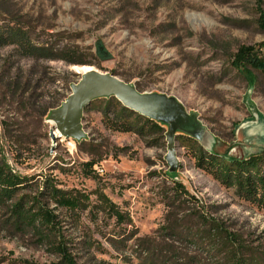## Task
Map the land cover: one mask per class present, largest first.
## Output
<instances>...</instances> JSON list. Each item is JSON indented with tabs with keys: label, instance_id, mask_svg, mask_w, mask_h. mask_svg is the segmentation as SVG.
<instances>
[{
	"label": "rangeland",
	"instance_id": "obj_1",
	"mask_svg": "<svg viewBox=\"0 0 264 264\" xmlns=\"http://www.w3.org/2000/svg\"><path fill=\"white\" fill-rule=\"evenodd\" d=\"M8 26L22 28L31 45L56 59L0 44V162L85 197L76 214L56 211L78 264H140V240L211 264L188 239L163 235L171 214L184 233H196L204 214L238 237L247 248L240 257L264 264V210L198 169L191 146L175 138L179 167L170 174L166 138L112 131L98 105L83 114L88 137L81 145L54 142L47 120L49 107L71 94L66 86L77 84L83 69L96 68L145 93L178 99L207 130L213 153L229 159L263 153L264 73L233 63L241 47L264 57V0H0V31ZM170 178L197 203L169 205ZM102 196L123 223L104 209ZM58 262L32 235L0 225V264Z\"/></svg>",
	"mask_w": 264,
	"mask_h": 264
},
{
	"label": "trees",
	"instance_id": "obj_2",
	"mask_svg": "<svg viewBox=\"0 0 264 264\" xmlns=\"http://www.w3.org/2000/svg\"><path fill=\"white\" fill-rule=\"evenodd\" d=\"M0 44H14L28 55L56 59L54 56L46 55L47 49L31 45L27 32L17 26L13 28L8 26L5 34L0 31ZM254 54L253 47H241L233 65L251 63L255 70L264 73V57L258 58ZM249 59L250 61L247 62ZM67 63L84 64V62L72 61ZM70 87L71 84L67 85L66 89L69 90ZM136 89L140 93L143 92L138 86ZM68 97L52 104L49 112L59 107ZM92 105L100 106L105 124L112 131L133 133L145 141H149L148 139L153 136L166 138L165 125L124 108L115 98L96 100L86 110ZM176 139L191 146L198 169L210 175L223 187L234 190L242 200L264 210V152L247 158L229 159L205 150L195 139L185 134L177 135ZM96 164L97 162L92 161L87 163L86 167L92 171ZM170 181L174 200L169 205H177L176 208H179L187 203H197L180 182L171 178ZM76 194L59 189L50 178L40 181L33 177L19 176L0 162V211H4V217L0 221L1 227L13 235H32L39 244L48 246L59 257L57 264H78L66 245L62 226L58 220L59 216L56 214L58 209H64L73 214L85 209L86 204L83 200L85 197ZM101 204L111 216L121 223L124 222V216L104 196L101 197ZM167 219L163 235L188 239L195 247L205 251L211 264H263L257 259L245 260L240 257V255H247L244 252L247 248L238 237L227 233L215 221H209L204 214L198 215L200 224L196 233L181 231L179 221L172 214ZM135 254L140 264H203L194 257L188 255L183 257L169 248H159L152 240H140Z\"/></svg>",
	"mask_w": 264,
	"mask_h": 264
},
{
	"label": "water",
	"instance_id": "obj_3",
	"mask_svg": "<svg viewBox=\"0 0 264 264\" xmlns=\"http://www.w3.org/2000/svg\"><path fill=\"white\" fill-rule=\"evenodd\" d=\"M70 88L69 97L59 107L52 109L47 117L53 125L50 137L54 142L61 138L71 139L77 143L86 140L88 135L82 124L86 108L96 100L115 98L124 108L167 127L166 161L170 174L175 173L179 167L175 152L177 135L185 134L198 140L205 150L212 152L207 145L211 143L209 134L197 115L189 113L175 97L158 93H140L135 85L96 68L84 71L80 81L72 84Z\"/></svg>",
	"mask_w": 264,
	"mask_h": 264
},
{
	"label": "bare ground",
	"instance_id": "obj_4",
	"mask_svg": "<svg viewBox=\"0 0 264 264\" xmlns=\"http://www.w3.org/2000/svg\"><path fill=\"white\" fill-rule=\"evenodd\" d=\"M86 70H89V69H83V72L86 71Z\"/></svg>",
	"mask_w": 264,
	"mask_h": 264
},
{
	"label": "built area",
	"instance_id": "obj_5",
	"mask_svg": "<svg viewBox=\"0 0 264 264\" xmlns=\"http://www.w3.org/2000/svg\"><path fill=\"white\" fill-rule=\"evenodd\" d=\"M74 144V143H73Z\"/></svg>",
	"mask_w": 264,
	"mask_h": 264
}]
</instances>
